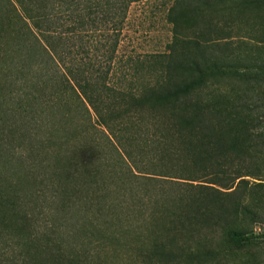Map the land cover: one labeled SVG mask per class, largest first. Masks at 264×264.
Returning a JSON list of instances; mask_svg holds the SVG:
<instances>
[{"label":"trees","instance_id":"trees-1","mask_svg":"<svg viewBox=\"0 0 264 264\" xmlns=\"http://www.w3.org/2000/svg\"><path fill=\"white\" fill-rule=\"evenodd\" d=\"M139 1L0 0V264H195L262 236L264 0H170L165 48L123 54ZM46 187L87 247L39 236Z\"/></svg>","mask_w":264,"mask_h":264},{"label":"rangeland","instance_id":"rangeland-1","mask_svg":"<svg viewBox=\"0 0 264 264\" xmlns=\"http://www.w3.org/2000/svg\"><path fill=\"white\" fill-rule=\"evenodd\" d=\"M169 2L170 0H142L132 4L121 53L145 55L165 48L171 33V26L165 17ZM92 130L90 137L99 138L100 142L102 141L104 146H107L108 141L105 134L100 131L101 128ZM24 152H27V148L19 147L17 156L24 154ZM28 160L29 163L32 162L33 157L28 155ZM38 179H42V173ZM54 194L55 192L52 189L46 187V191L40 198L28 200V205L34 207V212L39 221V236L45 241L52 239L68 246L71 245L76 248L75 250L87 247V239L82 236L78 228V222L81 218L76 216L71 209L65 211L62 207L63 202L59 197L56 198ZM257 231L263 232L262 236L244 246L240 248L230 247L227 253L221 254L214 260L200 261L195 264H264V231H260L259 228ZM45 235L50 237L47 238ZM101 264L128 263L121 256H109ZM136 264L143 263L138 262Z\"/></svg>","mask_w":264,"mask_h":264}]
</instances>
